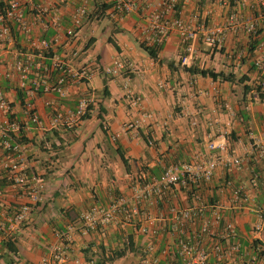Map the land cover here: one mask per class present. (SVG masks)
<instances>
[{
  "label": "crops",
  "instance_id": "1",
  "mask_svg": "<svg viewBox=\"0 0 264 264\" xmlns=\"http://www.w3.org/2000/svg\"><path fill=\"white\" fill-rule=\"evenodd\" d=\"M132 1L133 9L119 15L111 6L112 0H86L88 15L73 37L66 36L65 29L78 0L57 3L62 27L44 32L52 39L55 56L45 58L47 51L36 57L37 65L29 77L53 81L43 70L50 69L56 57L71 69L90 68L91 79L68 83L63 96L43 92L28 96L19 88L16 71L5 63L6 54H0V90L12 105V119L20 123L28 139L23 143L26 172L38 174L45 184L43 199L32 207L27 221L7 232V217L28 199L11 183L10 173L3 167L8 151L0 137V222L5 224L0 231V264H101L108 258L112 260L106 264L120 258L125 259L124 264H142L143 260L150 264L151 257H158L159 264H181L175 252L177 232L172 230L171 208L192 206L190 193L173 185L165 188L158 200L149 202L135 199L133 188L158 179L170 165L207 161L219 152L210 150L209 143L223 141L228 152L242 158V164L229 170L217 167L209 182L197 185L206 208L202 219H211V205L220 204L223 218L218 227L233 221L242 251L217 257L210 252L211 239L205 237L204 246L210 253L207 264H248L254 258L257 264H264V256L256 257L252 247L258 240L264 248V156L257 157L258 147L264 148V101L254 88L245 94L243 91V85L254 87L264 74L254 66L259 58L264 66V50L259 47L264 40V15L253 13L255 0H245L238 9L214 0H185L174 11L161 8L160 0ZM102 5L106 9L98 16ZM232 10H237L241 19L254 18L255 38L241 27L228 29L224 43L217 47L204 42L196 30L191 50L184 51L178 31L171 27L157 58L140 47L152 27L154 12L162 13V24L170 25L180 17L189 26L210 27L224 24ZM115 59L124 63V70L115 76L105 74L103 67ZM200 68L246 78L240 83L189 70ZM125 82L141 97L144 111L150 115L137 130L123 126L140 114L124 97ZM238 86L242 87L240 92ZM17 88L26 95L23 105ZM82 95L91 100L88 118L71 127L50 124L55 112L73 111ZM25 104L37 113L40 124L31 121ZM6 116L0 113V124ZM254 173L259 176L257 186L250 184ZM228 181L242 185L249 202L234 201ZM120 197L127 199L122 212L109 224H98L83 233L82 213L92 206L106 208ZM259 221L262 227L256 230ZM199 222L197 219L190 229L195 230ZM141 227L151 233H142ZM61 233L65 235L62 239ZM8 239L16 252L2 246ZM222 244L228 247V241Z\"/></svg>",
  "mask_w": 264,
  "mask_h": 264
},
{
  "label": "built area",
  "instance_id": "2",
  "mask_svg": "<svg viewBox=\"0 0 264 264\" xmlns=\"http://www.w3.org/2000/svg\"><path fill=\"white\" fill-rule=\"evenodd\" d=\"M51 1V2H50ZM0 0V54H6L5 63L9 68L17 73L19 88L25 90L28 96H33L37 92L55 93L63 96L65 86L70 83H80L89 81L92 77L90 68L82 67L80 69H71L67 67L58 57L55 58L53 66L61 70L53 81L48 79H30L29 74L32 68L37 65L36 57H41L51 48L52 39L47 38L44 34L50 27L57 31L62 27L61 18L57 14V3L64 0ZM180 1L185 0H160L159 6L167 11H174ZM216 3L231 6L233 9L245 3V0H214ZM253 7L258 15H264V0H255ZM113 9L119 15L130 12L133 9L132 0H112ZM257 7V8H256ZM28 10V12H26ZM88 15L86 0H78L72 10L70 25L65 29L66 36H75L77 30L81 27L84 18ZM162 13L160 11L152 14L153 24L150 31L144 37L147 45L163 44L167 31L173 27L180 35L181 44L184 51H190L192 48L191 41L196 36V30H200L203 40L211 46L221 47L226 38L228 29L243 28L248 36L254 38L257 34V28L254 18L241 19L237 10H232L226 16L224 24L218 26L205 27L204 25H195V27L186 24L182 18L175 17L170 25L160 23ZM196 19V15L193 17ZM38 23V27L35 24ZM259 47L264 50V40L260 42ZM242 56L239 52L238 58ZM254 66L260 71H264L263 59L259 58L254 61ZM123 62L115 59L112 64L103 67V72L107 75L115 76L124 70ZM50 71L48 67L43 70ZM258 84L264 85V74H261ZM124 97L132 105L137 107L139 116L124 123V128L128 130H137L149 118V113L144 111L141 97L136 95L127 82L123 84ZM91 100L88 96L82 95L73 111L65 113L55 112L50 124L52 126L66 125L71 127L88 111ZM26 113H29L30 119L36 124H40L39 117L29 104H25ZM0 113H11V105L0 90ZM21 125L16 120L6 116L0 124V137L2 146L8 151V155L3 160V167L10 173L12 184L21 188L28 201L21 204L15 209L14 214L7 217V232L14 228H21L27 221L32 207L43 199L45 184L42 178L36 173L28 174L26 172L27 159L24 152L23 143L15 140ZM115 139V136H113ZM210 150L217 149V154L211 155L209 159L201 164L192 165L189 163L173 164L164 169L158 179H154L146 184L134 186V197L137 200L141 198L149 202L158 200L163 194L165 188L180 185L188 190L194 200V204L188 208H171L173 213L172 230L177 232L175 240V252L181 260V264H207L209 251L204 246V239L208 237L212 243L210 252L217 257H225L230 253H240L242 246L235 239V226L233 221L227 220L222 227H218L223 218L222 206L220 204L211 205V219L203 218V210L206 209L202 203V197L198 190L192 189V185L197 186L200 182H209L217 167L223 169H236L242 164V158L227 150L225 141L216 145L209 143ZM264 156V148L258 147L257 157ZM259 176L254 173L250 179V184L257 186ZM230 188L232 197L237 203L249 202L247 190L242 185H234L231 181L226 182ZM264 188V182L261 183ZM156 197V198H155ZM127 204L125 197L113 200L106 208L92 206L88 211L81 214V229L87 233L90 229L95 228L98 224H109ZM2 199L0 193V207ZM136 212V209L133 210ZM200 219L195 230H191L195 221ZM262 217L260 216V220ZM5 224L0 222V231ZM259 221L255 229H261ZM142 233H151L145 227H141ZM154 233V231L152 232ZM65 237L61 233L60 238ZM223 241H228V247L225 248ZM166 250V249H165ZM165 252V251H164ZM150 264H159L158 257H151ZM143 260L142 264H146ZM248 264H257L255 258Z\"/></svg>",
  "mask_w": 264,
  "mask_h": 264
},
{
  "label": "trees",
  "instance_id": "3",
  "mask_svg": "<svg viewBox=\"0 0 264 264\" xmlns=\"http://www.w3.org/2000/svg\"><path fill=\"white\" fill-rule=\"evenodd\" d=\"M113 5L114 4L112 2L111 6H113ZM105 9H106V7L104 5L100 6V8L98 7V10H97L98 16H102L104 14ZM255 12H256V9L254 8L253 9V13H255ZM257 33H258V31H257ZM250 38H252V36H250ZM161 46H162V44L161 45H147L146 43H141L140 44L141 49L144 52H146L150 57H152L154 59L157 58V54H158V51L161 48ZM44 56L47 59H53L54 56H55V53H54L53 49L50 48L48 50V52L45 53ZM189 70L192 71V72L201 74L202 76H207V75L211 76L212 78H216V77L221 76V77H224L225 79H230V80L233 79V81L236 79L235 81L236 82H240V83H244V80L246 78V77H240V78L237 79L235 77V75L224 76L222 73H215L212 70L201 69V68L200 69H189ZM49 73H50V78L51 79H55L56 75L61 73V70L58 69L57 66L51 65ZM252 88H254L256 90L259 100L260 101H264V85L256 84V85H254V87H252L251 85H246L245 84V85H243L244 94L247 93L248 91H250ZM16 92H17V97L20 99V103L23 105L24 104V100L23 99L26 96L25 93L22 92V90L19 89V88L16 89ZM89 110H90V107H89L88 111L82 116V119H86V118L89 117V115H90ZM100 110H101V107H100ZM7 116L10 119L14 118V115L11 114V113H8ZM14 138L19 143H25L26 141H28V139L24 135V131H23L22 127L18 131L17 135L14 136ZM121 159H122V162H123L124 166L128 169L127 160L124 158V156H121ZM11 183H12V181H11ZM191 187H192V189L198 190L197 186H195V185H192ZM2 246L4 248H7L8 250H10L12 252H16L15 249L13 248V246H12V243H11L10 239H8L6 241H3L2 242ZM252 247L254 248V251L256 253V257H263L264 256V248H262L259 245V241L258 240H254L253 241ZM111 260H112V258H108V259L104 260L101 264H106L108 261H111Z\"/></svg>",
  "mask_w": 264,
  "mask_h": 264
},
{
  "label": "rangeland",
  "instance_id": "4",
  "mask_svg": "<svg viewBox=\"0 0 264 264\" xmlns=\"http://www.w3.org/2000/svg\"><path fill=\"white\" fill-rule=\"evenodd\" d=\"M237 90L240 92L242 90V87L238 86ZM124 263H125V259L124 258H120V259H117L114 264H124Z\"/></svg>",
  "mask_w": 264,
  "mask_h": 264
}]
</instances>
